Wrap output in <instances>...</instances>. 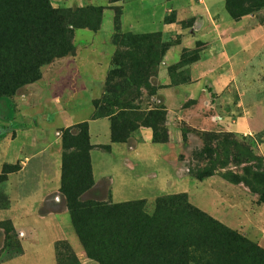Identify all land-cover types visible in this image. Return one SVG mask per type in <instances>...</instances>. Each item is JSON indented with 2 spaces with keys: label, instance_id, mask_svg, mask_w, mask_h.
<instances>
[{
  "label": "crops",
  "instance_id": "1",
  "mask_svg": "<svg viewBox=\"0 0 264 264\" xmlns=\"http://www.w3.org/2000/svg\"><path fill=\"white\" fill-rule=\"evenodd\" d=\"M51 1L55 5L62 1L65 7H102L101 25L96 31L76 28L74 54L55 58L37 81L19 87L11 97H0V175L5 165H18L0 179V221L11 222L20 247L19 253L0 260V264H57L55 245L59 241L71 246L80 264H98L86 255L74 230L65 195L60 191L62 143L61 137L56 136L59 129L82 121L88 123L93 184L81 193V200L106 203L143 200L145 211L151 214L159 197L184 193L191 205L224 223L239 225L237 215L248 206L247 201L243 205V191H236L234 184H227L214 174L195 180L186 167L188 157L203 143L195 130L216 131L224 127L233 132H246L251 126L249 121L242 119L232 122L221 117L214 121L203 116L200 112L202 100L185 105L203 92L205 79H212L215 85L223 82L219 75L216 79L211 77L210 70L216 68L222 58L227 62L235 47L231 50L225 47L219 56L210 49H202L198 59L183 66L189 71V80L173 84L169 67L179 62L183 50L193 48L200 37L184 34L179 42L170 44L157 73L150 78L157 89L149 98L151 106L166 108L168 140L156 142L149 126H139L125 141L113 142L109 117L93 116V100L103 93L114 52L112 7L121 8L120 21L124 30H129V23L141 21L142 14H135L128 0ZM177 3L178 0H138L145 14L161 24L158 30L163 40H169L173 32H177L176 22L184 18L177 10ZM172 10L177 11L178 18L165 22V16ZM231 62L229 59L228 63ZM82 92L85 94L83 103L77 98ZM33 97L40 105L39 117L48 120L54 115L63 122L50 130L30 125L37 111L33 108ZM83 106L85 110L81 111ZM182 121L194 129L187 132L185 138L179 126ZM105 145L109 148L105 149ZM245 197L248 198L247 194ZM224 211H229L226 217ZM256 214V228L259 229L262 213ZM5 237L0 227V246Z\"/></svg>",
  "mask_w": 264,
  "mask_h": 264
},
{
  "label": "trees",
  "instance_id": "2",
  "mask_svg": "<svg viewBox=\"0 0 264 264\" xmlns=\"http://www.w3.org/2000/svg\"><path fill=\"white\" fill-rule=\"evenodd\" d=\"M225 6L232 17L238 18L264 6V0H226ZM87 9L94 21L80 15L85 9L55 8L49 0H0V97H11L19 87L38 80L40 68L53 58L73 54L75 28H99L101 8ZM113 43L116 49L106 75L103 98L115 110L102 113L101 100L94 99L93 116L109 117L113 142L125 141L139 126H149L154 141H167L166 108L163 105L141 108L140 103L141 90L151 96L157 89L149 78L157 73L169 44L157 32L117 33ZM115 78L125 82L115 83ZM118 85L127 88H122V95L111 100L109 94ZM186 133L182 131L183 138ZM200 135L203 146L193 153L209 165L195 171L190 169L196 179L225 167V160L219 155L222 150L224 156L230 154L228 145L240 147L238 141L229 140L221 132L204 130ZM62 148L60 191L65 195L74 230L86 255L98 264H264V249L191 205L184 193L159 197L152 214L143 210V200L120 203L81 200V193L93 184L87 121L63 130ZM243 156L246 159L242 160L245 162L242 174L228 170L224 177L232 183H243L264 203V158L249 148ZM216 162L220 165L216 166ZM68 172L73 173L71 178ZM0 227L6 235L13 231L8 220L0 221Z\"/></svg>",
  "mask_w": 264,
  "mask_h": 264
},
{
  "label": "rangeland",
  "instance_id": "3",
  "mask_svg": "<svg viewBox=\"0 0 264 264\" xmlns=\"http://www.w3.org/2000/svg\"><path fill=\"white\" fill-rule=\"evenodd\" d=\"M128 1L132 3L133 6L131 8H133V12L135 14H142V20L129 23V30H124L120 21L121 8L119 6H113L112 8L114 9V31L111 35L112 43L113 37L117 35V33L121 34L126 32L134 34L157 32L160 34L161 40L169 45L179 42L181 36H183L184 34L191 36L194 34L200 37V40L196 42L193 48L183 50L181 60L179 62L169 67L171 82L173 84L179 82H186L189 80V71L188 69H183V66H185V64L187 63H190L191 61H194L195 59H198L199 52L202 49H210L211 53H216L218 54L217 56H219L220 53L225 51V47L227 50L228 48L231 50L232 47H235V50L231 53L230 58H227V62H225V58H222L218 66L210 70L211 77L219 75L221 76L220 80H222L223 82H220V85H215L213 84L212 79H205L203 92L198 96V98L189 100L185 103V105L196 103L197 101L202 100L203 108L200 112L205 117H211L214 121H217L218 119H221V117H223L226 120H230L232 122H237L242 119L251 123L249 130H247L246 132H233L225 129L224 127L218 128L216 130V132H221L222 134H224L229 140H235L240 143V147H238L237 149H235L232 145L227 146L230 149V154L227 157L224 156L225 153L223 152V150L220 151V159L225 160L226 164L225 167L217 169V171L214 173L215 176L220 177L225 182H227V184H234L235 186L233 187H235L234 189L236 191H243L247 194L248 198H246V194L242 192L244 198L243 205L245 206V201H247L246 205L248 206H246V208L242 211L240 215H237L240 218V223L239 225H229L227 223L222 222L218 218L213 217L208 213L207 214L221 222L229 229L240 233L247 239L259 245L262 249H264V203L260 202L258 200V196L255 193L251 192L250 189L243 183H232L224 177V173L228 170L242 174V167L245 164V162H243L242 160L246 159L243 156V153L247 148H249L253 154L264 158V6L255 9L250 13L244 14L238 18H234L229 14L226 9V0H185L187 1V4L184 3V0H178L177 4L179 5V8L177 10H180L184 14V18H179L180 20L176 22L177 32L172 31L173 34L170 36V39L163 40L161 37V32L158 30L161 24L159 25L156 20L154 22L151 16L145 14L146 11L141 9L138 4V0ZM49 2L51 6L55 8H69L72 10L85 9V11L80 12V15H87L90 17L91 21H94V17L92 16L91 11L87 9L93 5L65 7L61 5L62 1L58 2L60 3L58 5L53 4L51 0H49ZM243 3L245 4V6L247 5L245 1H243ZM100 8L101 25L103 8ZM176 14L177 11L174 10L168 12L165 16V22L176 21V18H178ZM116 25L118 26V29L116 28ZM115 49L116 47L114 45V51ZM55 58H53L49 63L44 64L40 68L41 75L43 70H47L48 67H51L49 65L52 61L55 60ZM229 59L232 60L231 64L228 63ZM152 76H150V78ZM216 78L217 77H215V79ZM123 81L124 79L121 78H115L113 80V82L115 83H122ZM122 88L127 87L118 85L117 88H114L109 94L110 99L112 100L118 96H121L124 92ZM141 91V108H151L154 106H159H151V104L149 103L150 96H147L146 91L144 89ZM104 92L105 83L102 95L96 98L101 100L100 110L102 113L115 110V108L107 104V102L103 98L105 96ZM34 97L32 104L33 108L37 111L34 112V116L31 117L29 124L33 127L43 126V128L49 130L53 126H59L63 122L62 118L54 117V115L52 116L51 114L52 117L47 120V118L43 119V117L38 116V114H40V112L38 111L40 105L36 102V98ZM204 97H206L208 101L205 102ZM77 98L83 103L85 100V94L83 92L78 93ZM83 110H85V106L82 107L81 111ZM179 126L181 128V131L190 132L191 130H194L185 121L179 123ZM64 129L65 128L59 129L57 133L59 135L56 136L61 137V143L62 132ZM200 131L201 130H195L196 134L201 138L203 142V139L200 135ZM199 149H195L193 150V152ZM193 152L188 157L189 161L186 164L187 172L189 175H191L190 169L192 171H195L196 169L203 168L205 165H209V162L207 160L197 157L195 158ZM233 154H235L236 156H234ZM237 158L239 159L237 160ZM216 163V166L220 165L219 162ZM17 166L18 165H7L6 167L4 166L0 179L5 177L6 172L10 171L11 169L17 168ZM67 175L71 178L73 173L68 172ZM191 177L195 180H202L205 178L204 177L202 179H196L192 175ZM226 193L229 194L228 192ZM237 194L238 193H236V195ZM143 210L145 211V205L143 207ZM146 211L145 213H147ZM258 211L262 213V215L259 217V219H261L259 222V229L256 228L257 223L255 222L258 220V217L256 216V213ZM223 214L224 216H227L229 214V211H224ZM261 237L263 238L262 240H260ZM19 252V242L16 238L15 233L11 231L6 235L4 242L0 246V260L16 255ZM55 252L57 256V264H77V261L79 262L73 249L66 241L57 242L55 245ZM189 264L195 263L190 262Z\"/></svg>",
  "mask_w": 264,
  "mask_h": 264
}]
</instances>
